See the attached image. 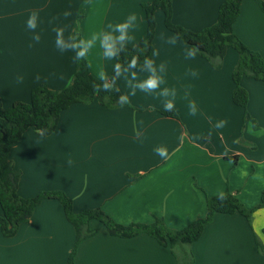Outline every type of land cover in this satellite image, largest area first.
<instances>
[{
    "label": "crops",
    "instance_id": "crops-1",
    "mask_svg": "<svg viewBox=\"0 0 264 264\" xmlns=\"http://www.w3.org/2000/svg\"><path fill=\"white\" fill-rule=\"evenodd\" d=\"M225 1L174 0L173 23L201 32L217 23ZM149 3L0 0V97L4 108L30 103L32 90L40 85L62 90L72 82L75 53L56 49L54 26L67 25L66 36L79 28L81 37L88 38L135 13L139 27L132 34L137 46L147 35L142 5ZM33 10L39 12V43L32 40L34 33L26 25ZM66 10L71 12L67 19L63 17ZM54 17L59 19L50 24ZM156 19L154 50L158 55L153 59L167 67L166 84L161 87L177 90L175 116L161 112L163 100L156 93L139 90L129 97L130 103L115 108L98 99L72 105L60 114L51 135L42 136L32 128L13 146L10 160L20 173L22 198L60 191L72 199L76 213L100 209L125 226L161 220L174 231L205 218L208 200L220 190L234 195L248 210L259 205L264 182L253 176L264 175V82L244 77L241 86L248 93V105H236L233 74L240 60L238 52L229 48L220 68L199 52L195 60L185 59L189 45L161 40V34H176L166 28L161 11ZM234 33L264 58V12L258 1L243 0ZM87 61L95 78L98 65L110 75L116 63L103 59L98 44ZM189 70H196L198 76L190 77ZM138 75L143 79L146 74ZM17 76L24 77L23 83H16ZM117 86L121 95L129 93L123 79ZM186 91L188 100L196 102L195 116L189 114ZM219 120L228 123L217 130L213 126ZM250 121L256 135L247 131ZM137 131H141L142 141L136 139ZM158 146L168 149L167 160L155 153ZM91 227L99 231L79 245L75 264H177L170 246L145 233L120 238L98 221ZM257 239L264 247V208L254 213L252 227L241 214H217L191 246L194 264H264ZM76 240V230L61 202L48 199L16 236L5 237L0 226V264H68Z\"/></svg>",
    "mask_w": 264,
    "mask_h": 264
},
{
    "label": "trees",
    "instance_id": "trees-1",
    "mask_svg": "<svg viewBox=\"0 0 264 264\" xmlns=\"http://www.w3.org/2000/svg\"><path fill=\"white\" fill-rule=\"evenodd\" d=\"M174 0H150L149 4H143L146 13L148 31L146 37L136 48L128 47L127 53H122L119 60L125 62L132 54L154 58V39L156 37V13L161 11L165 17V26L168 30L179 34L181 43L195 46L199 53L206 58L215 68H220L226 52L229 48L235 49L239 56V63L234 71L233 79L236 90L233 96L236 105L246 108L248 105V93L242 88L244 77L264 82V58L251 50L234 33V24L241 12L243 0H226L219 9L218 21L215 25L201 31L193 32L173 23ZM259 2L264 12V2ZM81 37L79 28L76 32ZM143 49V54H140ZM97 79L92 75L87 59L77 62L76 72L70 85L62 90H52L47 84L34 88L31 92L30 103H15L11 109H5L0 97V206L3 215L0 216L2 233L7 238L16 236L21 225L28 223L35 209L45 200L55 199L61 202L66 216L76 230V245L72 250L68 264H75L77 249L86 239L96 235L98 228H92L91 223L98 221L104 225L109 233L120 238H133L145 233L156 239L163 246H170L177 264H194V255L191 246L202 236L207 224H210L217 214L244 216L252 227L253 215L264 208V192L259 205L253 210L246 209L243 204L232 194H225L223 201L217 197L207 202V215L199 219L185 229L174 231L167 228L161 220L154 224H130L128 226L118 224L109 218L102 210H85L81 213L74 211L72 199L63 192H44L33 199H24L20 196V173L15 170L10 160L13 146L18 143L25 132L35 129L42 136L51 135L58 125L60 114L74 104L90 103L95 99L109 108L122 106L117 102L119 92L97 95L93 90V84ZM118 87V86H117ZM168 116H175V112L161 111ZM259 252L264 255V247L257 239Z\"/></svg>",
    "mask_w": 264,
    "mask_h": 264
},
{
    "label": "clouds",
    "instance_id": "clouds-1",
    "mask_svg": "<svg viewBox=\"0 0 264 264\" xmlns=\"http://www.w3.org/2000/svg\"><path fill=\"white\" fill-rule=\"evenodd\" d=\"M71 16V12L66 10L63 12V17L67 19ZM39 12L38 10H33L30 12L29 17L26 21L27 28L31 30L34 34L32 40L39 43L41 36L36 32L39 25ZM59 17H54L49 21L52 24L54 21L58 20ZM139 27L138 16L135 13H131L127 18L118 23H109L106 26V30H102L98 33H93L88 38H82L78 33L72 32L69 35H65L68 29L67 25L54 26L52 31L55 33V46L61 53L64 52H74V59L79 62L86 60L89 53L93 48L99 45L102 50V57L106 61H116L112 67V72L109 75L102 66H97V83L93 84L94 92L99 95L101 92L111 93L119 92L117 87V81L123 79L125 86L129 89L128 94H122L118 96L117 102L121 105L130 103V96H135L137 91L152 94L156 93L158 98L163 100V110L165 112H172L175 109V101L177 98V90L175 88L161 87L166 84L165 74L167 71L166 64L161 62L159 64L148 56H144L143 61L140 60V56L137 54H132L130 59H126L125 62H120L119 58L122 53H127L128 47L132 44L133 48L137 46L133 44L135 40L134 33ZM180 39L179 34L172 37H165L161 34V40L170 45H175ZM32 45H29L31 47ZM140 54H143V49H140ZM199 49L195 46H189L185 51V59L195 60ZM158 55V52H153V56ZM91 66V65H89ZM138 73H145L143 79L140 78ZM190 77H197L198 72L196 70H189L187 73ZM36 80L40 77L37 75ZM24 77L17 76L16 83H23ZM190 87V86H189ZM189 91L185 92L184 99L188 100ZM189 114L192 116L197 115L198 108L196 102L193 100H188ZM142 123V122H141ZM227 120H219L214 124L215 129H222L227 125ZM255 124L249 122L247 131L250 134L256 135L257 132L254 131ZM211 135V132L209 133ZM136 139L142 141L141 131H137ZM155 153L161 157L162 160H167L169 156L168 149L165 146H158L154 149ZM69 165L72 161H68ZM253 179L260 180L264 182V175L257 173L253 176ZM217 199L223 201L226 199L225 193L220 190L216 194Z\"/></svg>",
    "mask_w": 264,
    "mask_h": 264
},
{
    "label": "rangeland",
    "instance_id": "rangeland-1",
    "mask_svg": "<svg viewBox=\"0 0 264 264\" xmlns=\"http://www.w3.org/2000/svg\"><path fill=\"white\" fill-rule=\"evenodd\" d=\"M156 21H157V19H156Z\"/></svg>",
    "mask_w": 264,
    "mask_h": 264
}]
</instances>
